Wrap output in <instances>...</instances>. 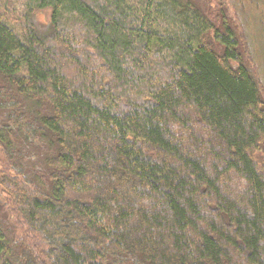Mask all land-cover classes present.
Returning <instances> with one entry per match:
<instances>
[{"label":"trees","instance_id":"obj_1","mask_svg":"<svg viewBox=\"0 0 264 264\" xmlns=\"http://www.w3.org/2000/svg\"><path fill=\"white\" fill-rule=\"evenodd\" d=\"M215 1L0 0V264H264V98Z\"/></svg>","mask_w":264,"mask_h":264},{"label":"rangeland","instance_id":"obj_2","mask_svg":"<svg viewBox=\"0 0 264 264\" xmlns=\"http://www.w3.org/2000/svg\"><path fill=\"white\" fill-rule=\"evenodd\" d=\"M203 9L215 11V0H195ZM227 6L228 13L236 25H238L243 37L249 45L248 57L251 69L260 83L262 97L264 98V0H222ZM206 12H209L205 10ZM50 10H35L32 19L41 31L49 25ZM261 161H264V147L258 153ZM2 159L0 157V163Z\"/></svg>","mask_w":264,"mask_h":264}]
</instances>
